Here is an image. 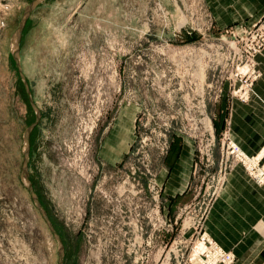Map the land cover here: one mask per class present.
Segmentation results:
<instances>
[{"label":"rangeland","instance_id":"obj_1","mask_svg":"<svg viewBox=\"0 0 264 264\" xmlns=\"http://www.w3.org/2000/svg\"><path fill=\"white\" fill-rule=\"evenodd\" d=\"M31 1L0 0V264L59 258L20 177L35 111L11 41ZM263 51L264 0H45L33 10L21 64L42 116L29 171L64 264H202L204 218L230 165H243L230 146L253 156L231 139L230 116L255 95ZM187 143L189 184L170 193Z\"/></svg>","mask_w":264,"mask_h":264},{"label":"crops","instance_id":"obj_2","mask_svg":"<svg viewBox=\"0 0 264 264\" xmlns=\"http://www.w3.org/2000/svg\"><path fill=\"white\" fill-rule=\"evenodd\" d=\"M258 60L259 66H263L264 51ZM230 117L231 139L248 154L254 155L264 150V75L256 84L255 95L249 101L233 102ZM105 153L109 159L113 156L107 151ZM183 153L184 150L177 159V165L168 172L170 193L182 192L189 184L188 180L186 186L179 190L173 181ZM113 159L118 158L114 156ZM193 163L192 158L191 166ZM215 194L204 218L205 231L225 250H232L237 255L236 264H263L264 186L258 185L242 164L232 163L223 186Z\"/></svg>","mask_w":264,"mask_h":264},{"label":"water","instance_id":"obj_3","mask_svg":"<svg viewBox=\"0 0 264 264\" xmlns=\"http://www.w3.org/2000/svg\"><path fill=\"white\" fill-rule=\"evenodd\" d=\"M45 0H32L24 9L23 14L21 16L19 26L15 30L12 36V41H11V55L15 61V65L17 68V71L19 73V76L23 82L25 92L27 94L29 103L33 110L35 111V121L32 122L29 126H27L23 132V145H22V155H23V162H22V167H21V181L28 190L31 199L40 212L42 218L44 219L45 223L47 224L49 230L55 237L57 243H58V264H64V258H65V245L62 239L61 234L57 231L54 223L51 220V217L43 205L39 194L35 190V186L33 183V180L30 175L29 171V164H30V158H31V134L34 128L38 125L42 113L38 105L36 104L32 90L29 84V81L27 79V76L25 75L23 71V67L21 64V41H22V36L23 32L25 29V26L27 24V21L33 12L35 8Z\"/></svg>","mask_w":264,"mask_h":264},{"label":"built area","instance_id":"obj_4","mask_svg":"<svg viewBox=\"0 0 264 264\" xmlns=\"http://www.w3.org/2000/svg\"><path fill=\"white\" fill-rule=\"evenodd\" d=\"M230 154H235L255 182L260 186H264V154L263 156H246L237 145L230 146ZM199 246L202 248H199ZM197 247L196 255L198 257L202 256V259H200L202 264H233L236 259L232 251H226L206 232L201 233Z\"/></svg>","mask_w":264,"mask_h":264},{"label":"bare ground","instance_id":"obj_5","mask_svg":"<svg viewBox=\"0 0 264 264\" xmlns=\"http://www.w3.org/2000/svg\"><path fill=\"white\" fill-rule=\"evenodd\" d=\"M192 153H193V149H192L191 145L188 143L185 144V149H184V153L182 156V160L180 161V163L176 167L177 169L174 172L175 174L173 177V179H174L173 181L175 182V184H177V187L179 190H182L186 186V183L188 182V175L191 172ZM171 187H170V189L174 190ZM199 248H202V247L199 246Z\"/></svg>","mask_w":264,"mask_h":264}]
</instances>
